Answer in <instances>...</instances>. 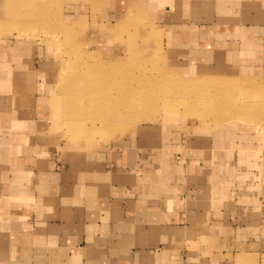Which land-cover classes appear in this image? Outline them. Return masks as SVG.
<instances>
[{
	"label": "crops",
	"instance_id": "crops-1",
	"mask_svg": "<svg viewBox=\"0 0 264 264\" xmlns=\"http://www.w3.org/2000/svg\"><path fill=\"white\" fill-rule=\"evenodd\" d=\"M104 3L100 20L119 26L145 9L170 28L175 49L187 43L191 59L210 58L191 72L232 66L264 80V0ZM112 26L94 31L93 52L122 39L108 37ZM1 42L13 54L25 46L16 37ZM149 49L132 41L126 54ZM18 73L0 77V264H263L264 156L244 151L246 129L192 128L163 142L144 132L95 156L74 154L53 135L45 92L10 82ZM148 145L160 150L151 155Z\"/></svg>",
	"mask_w": 264,
	"mask_h": 264
},
{
	"label": "rangeland",
	"instance_id": "rangeland-1",
	"mask_svg": "<svg viewBox=\"0 0 264 264\" xmlns=\"http://www.w3.org/2000/svg\"><path fill=\"white\" fill-rule=\"evenodd\" d=\"M99 1L103 0H0V77L2 78L8 71H18L21 76L17 79L9 78L12 79L10 82L21 81L20 84L28 88V91L32 84L38 90L45 92L44 95L51 107L48 122L58 128L53 131V135L64 140L71 153L95 156L97 151L108 148L109 145L131 141L134 138L140 139L144 132L148 133L149 138L158 137L163 142L165 139L174 138L177 133L183 136L185 132H191L188 129L192 128L217 133L225 126L239 125L247 132L241 135H244L243 139L251 138L246 142L248 144L244 151L264 156V80L259 78L260 76H241V69L232 66L220 70L217 74L214 71H211L213 74H204L196 69L191 72L190 64L212 65L210 58L204 55L199 58L200 60L191 59V51L187 54L185 50L187 43L183 49H175L174 42L168 35L170 28L161 20L154 19L153 14L145 9L128 12L121 19L119 26H116L114 20L108 21L106 18L100 20V16L109 12L110 6L106 3L99 6ZM155 8L159 11V7ZM184 20L191 23L190 19ZM106 22L113 23L108 37L119 36L122 39L113 40L111 45L110 43L92 45L101 52L97 54L89 45L93 43L91 39L95 40L94 31L103 30L102 25ZM120 29H125L124 33H118L117 30ZM144 29L151 31V34L142 32ZM112 31L115 33H111ZM15 37L21 39V44L25 41V46L20 47V52L13 54L7 51V47L1 44V41ZM132 41H136L138 46H147L150 49L126 54V48ZM183 41L187 42L188 37L183 36ZM105 48H118V50L112 51L114 54L111 55ZM78 51L83 52L84 57L91 54L88 59L80 58L77 55ZM90 57L96 59V65H93L94 58ZM117 63L114 74H109L110 79L106 82L107 89L112 94L118 93L120 98L130 93L135 97L133 91L129 92L133 87L132 89L140 90L136 96L143 93L144 97L153 94L159 98V95L166 91L170 95V108L155 105L152 106L154 109L151 111L152 108L149 110L147 106L146 110H149V114L146 115L139 113L140 108H128L130 116L119 119L120 124L114 127L112 125L107 130L104 129V132L86 138L84 134L78 132L80 130L74 123L69 124L74 117L67 105L69 93L75 90L78 92L79 88L84 89L86 80L107 74L105 72L107 67ZM122 64H126V67L123 68ZM134 65L140 68H133ZM140 69L150 73L151 76L143 75ZM170 73L192 82H211L219 87L212 92H205L188 87L189 84L186 82H181L182 84L179 85L177 82L165 81L161 78L162 75L167 76ZM156 75L160 78H155ZM159 85L160 87H157ZM154 86L158 89L155 90ZM1 92L2 89L0 94H4ZM92 113L95 114L96 111ZM76 145H79L80 149ZM148 147L146 149L151 155L154 150H160L158 146L148 145ZM63 149L61 145L56 148L58 153ZM259 203L261 223L264 226L263 197L260 198Z\"/></svg>",
	"mask_w": 264,
	"mask_h": 264
},
{
	"label": "bare ground",
	"instance_id": "bare-ground-1",
	"mask_svg": "<svg viewBox=\"0 0 264 264\" xmlns=\"http://www.w3.org/2000/svg\"><path fill=\"white\" fill-rule=\"evenodd\" d=\"M13 47H14V45H13ZM13 47H12V49H13ZM77 53H78L77 55L80 58L84 57V55H85L83 52H80V51H78ZM90 54H88V56H90ZM88 56L86 55V57H84V58L88 59L89 58ZM90 58H94V57H90ZM92 61H94L93 65H96V59L94 58V59H92ZM83 63H84V61H83ZM78 65H80V64H78ZM117 65H118V63L115 65H111V66L107 67V69L105 70V72L107 74H105L103 76H93L89 79V81L86 80L84 89L79 88L80 90L78 89L79 90L78 92L75 90L74 92L69 93L70 96L68 98L67 105H68V109H70L71 115L75 117V118L72 117V120L70 119L71 121L69 122V124L74 123V125L78 127V130H80L78 132H81V134H84L86 136V138H90V136H93L94 134H96L98 132H104L103 131L104 129L107 130L108 128L112 127V125L114 127L115 125L120 124L118 122L119 119L120 120L126 119L130 116L128 108H131V107L140 108L139 113H144L145 115H146V113L149 114V110L152 108L151 109V111H152L154 109L153 107L155 105H157V106L164 105L168 109L170 108V101H169L170 95H168V93L166 91L161 93L159 95V98H156L153 94L147 95L144 97V96H142L143 93L141 95L136 96L137 94H139L140 90L138 88L132 89L133 87L130 89L129 92L133 91V96H135L136 98L132 97L130 95V93L124 95L123 97L120 96V98H119L118 93L112 94L107 89L108 86H107L106 82L109 81V79H110V77H108V75L114 74V68ZM89 66H90V64H89ZM122 67L123 68L126 67V64H122ZM135 67H136V65L133 66V68H135ZM136 68H140V67L137 66ZM126 70H130V69H126ZM139 71L141 73H143V75H150L151 76L150 73L145 72V70H143V69H140ZM172 71H174V70H172ZM147 77H149V76H147ZM157 77L158 76L156 75L155 78H157ZM178 77H180V78H178ZM158 78H160V76ZM161 78L164 79L165 81L177 82V83H179V85L181 82H186L189 84L188 87H192V89H197V90H205V92L206 91L212 92V90H215V89H217V87H219V86H216V84L211 83V82L210 83H208V82L204 83L201 81L200 82L199 81L198 82H192L190 80H185V79H182L181 76H178L174 73H170L167 76L162 75ZM247 81H249V80H247ZM249 82H247V83H249ZM135 83H136V81H135ZM157 87H160V85ZM157 87L154 86V89L155 90L158 89ZM179 90H178V92H179ZM181 90H182V88H181ZM181 90H180V92H182ZM173 94H175V93H173ZM214 98H216V97L214 96ZM175 99H176V97H175ZM197 103H198V101H197ZM194 104H196V101L194 102ZM237 104L238 103H236V105ZM60 105H61V103H60ZM147 106L149 107L148 108L149 110H146ZM94 110L96 111L95 114L92 113V111H94ZM244 120H245V118H244ZM258 127H260V126H258ZM108 132H109V130H108ZM102 134H104V133H102Z\"/></svg>",
	"mask_w": 264,
	"mask_h": 264
}]
</instances>
